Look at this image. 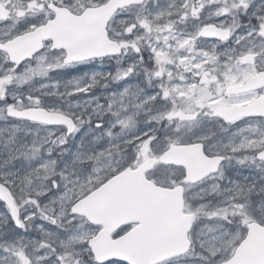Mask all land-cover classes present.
I'll return each instance as SVG.
<instances>
[{
  "label": "rangeland",
  "instance_id": "1",
  "mask_svg": "<svg viewBox=\"0 0 264 264\" xmlns=\"http://www.w3.org/2000/svg\"><path fill=\"white\" fill-rule=\"evenodd\" d=\"M46 1L79 13L83 6L97 5L105 0H11L16 13L0 23V41L44 23L50 14L45 8ZM179 1L148 0L141 6L118 12L107 26L111 39L125 43L122 54L117 57L64 65L63 51L50 50L47 44L41 53L13 72L11 69L15 66L0 52V77H12L3 86L5 96L0 100V108H5L7 103L19 108L40 106L59 110L76 123L74 133L66 136L60 125H39L0 113V181H10L6 186L15 194L21 210L24 241L18 249L29 264H96L91 256L89 258L87 241L99 227L72 214L70 206L119 170L133 167L143 154L156 160L147 173L150 180L166 187L182 185L185 212L193 213L210 204L242 215L239 219L235 216L230 219L223 214L205 223L194 218L188 233L190 252L161 264L219 263L231 255L243 238L246 222L255 220L264 224V162L254 156L264 148L263 125L245 122L235 132H217L212 126L215 123L212 108L216 104L214 101L222 100L223 96L218 94L208 97L203 104L212 105L206 114L212 122L197 126L187 116L174 115V125L159 130L158 121L163 116L161 108L168 105L165 98L161 99L158 81L163 74L169 73L173 61L159 63L163 71L156 76L158 68L151 66L152 57L160 53L161 58L168 56L169 60H176L181 69L199 74L194 68L208 62L209 56L189 53V37L179 34V28L174 29L172 14ZM24 9L28 13L20 16ZM222 62L227 64V61ZM38 65L47 71L21 81L20 77L27 75L23 69H35ZM252 72L251 67H238L225 71L224 75L231 82L243 80ZM168 85L173 94L194 108H200L195 100L202 94L200 90L207 86L201 88L196 80L185 76L170 78ZM248 97L250 95L242 96L240 100H248ZM185 110L192 112L187 104ZM129 117L127 125L120 123ZM187 123L188 126L181 127ZM118 131L124 133L117 135ZM193 140L202 142L207 154L225 155V159L215 173L189 184L182 180L184 170L181 167L162 166L157 158L171 141L188 143ZM41 165H51L52 179L56 180L59 192L52 186V179L44 178L46 169ZM33 170L40 174L30 175ZM61 172L63 177L59 175ZM37 192L42 194L36 195ZM22 200L25 202L21 203ZM4 215L0 217L6 221ZM127 229L120 228L113 236Z\"/></svg>",
  "mask_w": 264,
  "mask_h": 264
},
{
  "label": "water",
  "instance_id": "2",
  "mask_svg": "<svg viewBox=\"0 0 264 264\" xmlns=\"http://www.w3.org/2000/svg\"><path fill=\"white\" fill-rule=\"evenodd\" d=\"M143 1L107 0L96 7H87L78 15L70 13L66 8L54 7L51 4L49 7L55 12V17L51 21L55 23L48 20L46 24L0 45H8L17 54L28 52V57H22L23 61L42 50L43 42L47 40L51 41V49L65 51L64 63L119 55L122 44L109 39L107 23L118 9L139 5ZM4 17L5 14L0 7V19ZM214 33L213 29L207 27L201 31L202 35ZM69 56L81 58L69 60ZM8 59L10 61L9 55ZM263 86L264 71H260L243 84L232 86L231 93ZM226 90L229 92L228 87ZM28 109L43 108L27 107L17 110ZM5 111L7 116L13 117L7 110ZM257 111L261 115L264 114L263 99L249 105L227 108L226 114L234 116L239 114L240 117L256 114ZM15 118L34 121L28 117ZM68 119L73 122L70 117ZM36 122L63 125L67 135L74 131L69 132L67 125L63 123ZM260 152H264V149ZM259 153L256 157L264 161ZM213 158L216 157L204 156L200 145H171L161 155L160 160L164 163L182 165L186 170L185 181L194 182L216 169L221 158L219 157L214 168L208 165V161ZM150 167L148 162H144L134 169L126 168L74 203L79 209L74 214L83 215L90 223L101 225L96 235L88 240L91 253L97 262L119 260L127 264H156L187 250L189 245L187 232L191 215L184 216V220L181 217L182 188L155 185L145 176V172ZM9 215L11 218L10 212ZM11 220L16 227H20L12 218ZM130 223L136 225L126 233L111 238L115 230ZM219 264H264V225L257 222L248 223L246 236L236 247L233 255Z\"/></svg>",
  "mask_w": 264,
  "mask_h": 264
},
{
  "label": "flooded vegetation",
  "instance_id": "3",
  "mask_svg": "<svg viewBox=\"0 0 264 264\" xmlns=\"http://www.w3.org/2000/svg\"><path fill=\"white\" fill-rule=\"evenodd\" d=\"M47 3L48 1L45 5ZM245 4L247 7L240 4V0H180L175 4L177 7L176 12L172 14L175 21L172 23L174 29L179 28V33L187 35L190 39L188 44L190 52L200 53L202 56L206 54L215 55V61H210L206 56L208 62H205L199 68H194L200 72L195 76V80L198 81L201 88L207 86L203 90L208 97L221 94L223 96L221 101H228L227 108L252 103L258 101V99L264 100V87L238 93L232 92L231 95L225 91L229 84L239 85L255 72L264 70V36L260 34L259 30V24L264 20V0H245ZM0 5L4 7L7 13L6 19L0 20V23L13 18L14 13H16L15 4L11 0H0ZM233 5H237V7H233ZM222 8H228V13L218 14ZM194 10H196L195 16L193 15ZM48 12L51 14L50 10ZM26 13L28 11L24 9L20 16L26 15ZM205 25L212 26L215 30L214 36L203 37L200 35L199 32ZM225 30L229 31L230 35L226 39H222L217 33ZM241 57L251 58L241 59ZM222 61H227V64ZM238 67L240 69L251 67L253 72L243 80L229 82L224 72L235 70ZM247 95H250L248 100H240L242 96ZM220 106L219 103H216L213 108ZM210 110L209 106H200L199 114L202 112L204 116L202 125L212 122L206 116ZM216 113L214 112L215 123H212V126L219 133L235 132L238 126L245 122H255L264 126V114L239 117L229 122L217 116ZM223 157L225 159V155ZM140 159H149L153 166L155 164V159L150 156L142 155ZM206 205L211 207L210 204ZM234 209L237 211V206H234Z\"/></svg>",
  "mask_w": 264,
  "mask_h": 264
},
{
  "label": "snow or ice",
  "instance_id": "4",
  "mask_svg": "<svg viewBox=\"0 0 264 264\" xmlns=\"http://www.w3.org/2000/svg\"><path fill=\"white\" fill-rule=\"evenodd\" d=\"M240 4H244L245 7H247V5L245 4V0H240ZM233 7H237V5H233ZM228 11H229L228 8H222L219 10L218 14L228 13ZM193 15L194 16L196 15V10L193 11ZM49 20L51 21V15L49 16ZM51 22L55 23V21H51ZM145 27H147V25H145ZM259 30H260V34L262 36H264V20H262L261 23L259 24ZM45 34L48 35L50 33H45ZM217 34L220 35V37L222 39H226L230 35V32L225 30V31L219 32ZM0 49L4 50L9 55L10 62L15 65V67L11 69V71H13V72L16 70V68H19L23 64L24 61H23L22 57H28V55H29V53L26 51L22 52L20 54H17V52L13 48H10L8 45H0ZM156 55L158 57V59H157L158 64L161 63V59H166V57L161 58L160 53H156ZM80 58L81 57L69 56L68 59L71 60V59H80ZM250 58L251 57H241V59H250ZM208 59L210 61H215L216 57H215V55H209ZM52 67H54V66H52ZM46 71H47V68H41L39 65L35 69L29 67L26 69L27 75H22L20 77V79H21V81L28 80L31 78V76L33 74L40 75V74L45 73ZM162 71H163V68H161V71L156 72L155 75L160 76ZM11 79H12V77L7 76V75L0 77V100H2L5 96V88L3 86L5 84L9 83ZM229 79H234V77H230ZM231 89H232V85L229 84V86H228L229 95H231ZM200 92L202 94L199 96V98H197L195 100V104L199 105V106H203V104L205 102H207V100H208V95L206 92H204L203 89H201ZM163 94H164V97L166 98L169 95V90L167 88H165ZM188 95H189V97H191V90L189 91ZM213 103H219L221 105L220 107L212 108L213 112H217L220 115H223L224 118L226 120H228L229 122L238 118L239 114H237L236 116L226 114L228 101H214ZM209 107H212V105L209 104ZM6 108H7L8 114L10 116H13V117H28L34 121H43V122H48V123H63V124L67 125L69 132L73 131L75 128V125L73 124V122L70 119H68L67 115L63 112H60L59 110H54V111L53 110L45 111L43 109L17 110V107L14 106L12 103H7ZM163 115L169 119H171L174 115H178L181 118H185L183 113L169 112V113H165ZM195 115H196L195 112L192 111V112H190V114L186 118L194 119ZM130 119L131 118L129 117L125 120L120 121V123L123 125H127ZM171 143L174 144L176 142L171 141ZM244 147H247V145H244ZM259 155L261 158H264V152H260ZM218 159H219V157L213 158L212 160L208 161V165L210 167H213V168L216 167ZM41 167H45V169H47V165H41ZM34 171L37 174H39L38 170H34ZM8 183H10V181H7L5 183H0V200L4 201L5 206L8 208V210L11 214V218L15 221V223L18 226L23 227L24 224H23V221L19 217L18 206L15 202L14 193L12 191H10V189L6 186V184H8ZM32 203H36V202L32 201ZM78 210L79 209L74 204L72 206L73 213H76ZM61 215H63V212L61 213ZM46 218H48L50 220L52 219L51 217H46ZM190 218L191 217H189V219ZM24 219H28V217H25ZM53 222H55V221H53ZM73 239H75V238H73ZM0 247H4V246L0 245ZM4 250L10 251L12 255H15L16 257H18V260L21 262V264H29V261L25 258L21 249H18L15 246H11V247L5 248ZM213 254L218 255V253H215V252ZM61 260L63 261V257H61Z\"/></svg>",
  "mask_w": 264,
  "mask_h": 264
},
{
  "label": "trees",
  "instance_id": "5",
  "mask_svg": "<svg viewBox=\"0 0 264 264\" xmlns=\"http://www.w3.org/2000/svg\"><path fill=\"white\" fill-rule=\"evenodd\" d=\"M1 214H5L4 216L7 218L6 221H3L0 217V245L4 246L0 247V264H21L18 258L12 255L10 251H5L4 249L11 246H15L16 248L20 247L24 241V236L21 235V230H16L12 226L5 208L2 205H0V215ZM88 255L90 258V254Z\"/></svg>",
  "mask_w": 264,
  "mask_h": 264
},
{
  "label": "clouds",
  "instance_id": "6",
  "mask_svg": "<svg viewBox=\"0 0 264 264\" xmlns=\"http://www.w3.org/2000/svg\"><path fill=\"white\" fill-rule=\"evenodd\" d=\"M23 70L26 71V69H23ZM5 110H7L6 107H5V108H0V113H3ZM60 142L63 143V137L60 138ZM77 158H78V154H77ZM50 169H51V165H49V166L47 167V169L45 170V173H44V178H45V179H52V175H53V173L50 171ZM39 174H40V173H39ZM39 174H37L34 170H33L32 173H30V175H39ZM59 175H60L61 177H63L64 173L61 172V173H59ZM56 184H57L56 180H55V179H52V186H53L54 188H56ZM56 190H57V192L60 191L59 188H56ZM42 191H43V190H42ZM41 194H42V192H37V193H36V195H41ZM14 195H15V194H14ZM25 196H27V193H25ZM24 202H25V201H23V200L21 201V203H24ZM47 207H50V205L47 206ZM196 211H199V209H197Z\"/></svg>",
  "mask_w": 264,
  "mask_h": 264
},
{
  "label": "bare ground",
  "instance_id": "7",
  "mask_svg": "<svg viewBox=\"0 0 264 264\" xmlns=\"http://www.w3.org/2000/svg\"><path fill=\"white\" fill-rule=\"evenodd\" d=\"M128 88V84H127V86H126V89ZM129 93H130V88H129V91H128ZM131 94V93H130ZM177 98H181V97H179V96H177ZM124 111H126L125 110V108H124ZM127 112V111H126ZM117 133V132H116ZM124 133V131H118V133H117V135H121V134H123ZM215 188H217V187H215ZM226 193V192H225ZM228 193H230V191L229 192H227L226 194H228Z\"/></svg>",
  "mask_w": 264,
  "mask_h": 264
}]
</instances>
